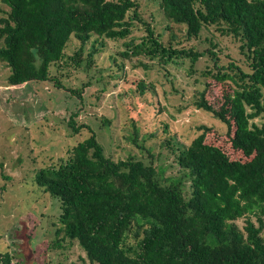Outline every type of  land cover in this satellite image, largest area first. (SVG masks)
<instances>
[{
  "label": "trees",
  "instance_id": "trees-1",
  "mask_svg": "<svg viewBox=\"0 0 264 264\" xmlns=\"http://www.w3.org/2000/svg\"><path fill=\"white\" fill-rule=\"evenodd\" d=\"M0 1L9 8L0 17V62L11 86L52 81L66 89L50 67L62 61L73 37L80 44L66 64L77 67L85 44L88 68L107 40L121 43V58L142 55L160 66L183 60L190 74L201 57L211 60L197 74L204 87L194 105L225 131L200 125L188 145L177 148L189 191L182 176L163 177L150 161L107 156L92 129L70 116L74 134H89L66 159L36 174V183L60 204L52 246L74 242L90 264H264V125L251 122L264 116V0H156L167 41L143 17L141 0ZM137 25L140 37L133 33ZM210 26L237 42L240 59L225 55L222 62L212 40L204 50L176 41L179 32L190 41ZM211 82L221 88L217 104L205 97ZM70 90L80 97L81 90ZM11 261L0 251V264H20Z\"/></svg>",
  "mask_w": 264,
  "mask_h": 264
},
{
  "label": "rangeland",
  "instance_id": "rangeland-1",
  "mask_svg": "<svg viewBox=\"0 0 264 264\" xmlns=\"http://www.w3.org/2000/svg\"><path fill=\"white\" fill-rule=\"evenodd\" d=\"M8 10L0 1V17ZM140 11L167 41L170 31L157 1L141 0ZM142 30L137 25L134 36L143 35ZM178 35L179 46L204 50L212 47V40L222 62L227 61L225 55L240 59L237 42L222 36L215 26L203 28L190 41L184 40L183 32ZM79 44L71 38L65 57L50 67L51 75L66 89L52 81L8 85L9 69L0 62V251L9 252L11 263L90 264L74 242L65 240L62 248L52 246L60 204L36 183L40 168L66 159L69 149L89 134L87 129L72 132L71 115L75 114V124L92 129L107 156L119 160L132 155L150 161L163 177L182 176L185 191L190 181L176 161L177 148L187 146L200 125L225 131L224 124L194 105L197 91L204 87L197 74L211 66L208 55L194 64L190 74L189 63L183 60L160 66L157 59L142 55L121 58L117 52L123 48L121 43L107 40L88 68V43L79 67L66 64ZM70 89L81 90L80 97ZM220 90L219 84L211 82L205 97L217 104ZM251 122L264 125V116ZM237 224L242 226L243 219Z\"/></svg>",
  "mask_w": 264,
  "mask_h": 264
}]
</instances>
